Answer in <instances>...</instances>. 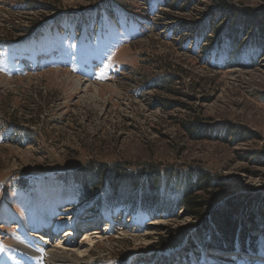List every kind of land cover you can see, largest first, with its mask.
Returning a JSON list of instances; mask_svg holds the SVG:
<instances>
[{
    "label": "rangeland",
    "instance_id": "374dc122",
    "mask_svg": "<svg viewBox=\"0 0 264 264\" xmlns=\"http://www.w3.org/2000/svg\"><path fill=\"white\" fill-rule=\"evenodd\" d=\"M119 1L130 10L117 0H0V51L15 47L10 60L0 53V264H25L28 241L57 253L30 257L33 264H61L62 257L67 264H148L140 256L150 253L162 264H233L210 254L171 261L180 249L156 248L171 231L196 224L173 205L177 182L159 194L169 215L130 216L134 207L115 199L109 232L105 224L93 240L77 233L69 242L70 224L92 226L81 220L106 191L96 173L78 180L93 162L105 173L115 164L136 170L151 163L176 178L198 167L230 197L264 193V46L233 51L226 40L217 43L219 32L246 17L257 35L264 0H197L184 12L157 0ZM174 72L182 79L170 86L177 95L154 82ZM191 123L201 124L197 137L187 133ZM262 196L246 230L259 238ZM49 220L64 230L56 243L26 236L48 229Z\"/></svg>",
    "mask_w": 264,
    "mask_h": 264
},
{
    "label": "trees",
    "instance_id": "16d2710c",
    "mask_svg": "<svg viewBox=\"0 0 264 264\" xmlns=\"http://www.w3.org/2000/svg\"><path fill=\"white\" fill-rule=\"evenodd\" d=\"M166 1L167 0H157L160 4H166L167 7L170 6L171 11L181 10L182 12L188 11L189 7L197 2V0H176L175 4H171L170 0L168 2ZM117 2L119 5L121 4L119 0H117ZM214 4L217 6L219 2L215 1ZM122 6L128 7L126 5ZM143 6H145L144 3ZM160 6L162 10L161 14L164 15V19L167 21L168 18H170V14L163 11V5ZM129 8L130 7H128V9ZM246 19L248 21L238 24L237 27L233 28L229 26L222 30V33L219 32L217 34V43L226 40L233 51L252 43L256 48H262L264 46V22L257 20L260 27L254 28V30L257 31L256 35L252 29L248 30V27H250V18L246 17ZM197 28L199 31H205V29H200L201 25H198ZM247 36L249 41L243 42V37ZM238 40L239 42H237ZM130 42L133 41L129 40L128 43ZM215 58L216 57L213 56L212 59L208 60L213 62ZM213 63L215 64V61ZM154 82L159 84V86L167 88L168 92L177 95L179 91L171 89L170 86L174 84L181 85L182 79L180 75L174 72L158 76ZM200 127L201 124L197 126L195 123H191L190 127L187 126L188 135L191 138L197 137L199 134L198 132L202 133V129L201 131L199 129ZM239 133L240 132L237 134ZM86 168L89 170H87V172L85 171L83 175H80L78 180L88 177L92 173H96L99 179L104 177L106 191L102 193L101 200L105 203L104 206L106 208H115L114 206H116V204H112L111 202L115 199H120L126 200V204L130 207L137 208L138 211L141 212H147V210H149L152 213L161 212L169 215L171 211H168L169 209H167L164 199H162L159 194H161L162 189L168 183L173 185L177 182L178 186L181 185L180 192L178 191V194L172 197L174 198V201H172L173 205L175 207L179 206L185 213L189 214V216L195 220L196 224L188 231H171L167 239H162V241L160 240L157 243L156 248L173 246L176 249H180V252H178L175 257H169L171 261H174V258L181 259L182 253H193L195 249H213L219 252H230L235 249L256 251L253 254H258L259 252L257 250H261L259 242L262 240L264 241V237H254L251 232L247 233L246 230L248 229V225L252 223L255 218L252 214L256 208L254 202L261 200L264 194L263 192L261 194H259V192H239L234 193V195L230 197L228 194H225V186L215 185L198 167L188 170L187 173L179 172L180 175L177 178L171 175L172 171L161 169L158 165L151 163L144 164L141 168H137L136 170L115 164L113 167L107 169V173H105L100 164L95 162L91 163ZM86 184L91 185V181L87 180ZM94 196L91 194L85 200H89ZM164 196H166V194H164ZM227 199L231 201L230 208H228L229 211L226 212L228 209H223L224 212H220L217 211V208L214 209L216 203L218 204ZM100 202V200L96 202L97 208L100 206ZM90 210L94 212L92 208ZM233 213L236 214L234 215ZM211 215H213L212 219L210 218ZM236 216H238V221L235 220ZM259 216L258 220L260 221L261 218ZM198 221L199 223L197 224ZM256 226H262L261 222H258ZM140 258H142L140 260H150L152 259L151 253L140 256ZM158 260L160 264L164 262L161 261L163 259Z\"/></svg>",
    "mask_w": 264,
    "mask_h": 264
},
{
    "label": "bare ground",
    "instance_id": "6f19581e",
    "mask_svg": "<svg viewBox=\"0 0 264 264\" xmlns=\"http://www.w3.org/2000/svg\"><path fill=\"white\" fill-rule=\"evenodd\" d=\"M89 211H90V209H89ZM90 212H92V211H90ZM93 213V212H92ZM86 217L87 218H85V221H87V222H91V220L92 219H89L90 217H89V215H86ZM102 219H104V218H102ZM44 224V223H43ZM101 224V223H100ZM28 226V225H27ZM26 226V227H27ZM102 226V225H101ZM80 226H77V227H75V231L76 232H79L80 231ZM99 229H101L102 230V227H100L98 224H96V227H92V229H86L85 231H83V232H85L84 233V238L86 237V234H89L90 236L91 235H95V234H97V233H100L98 230ZM27 231V230H26ZM54 233H56V231H57V228H54ZM63 232V231H62ZM60 233V232H59ZM61 235H62V233H61ZM26 236H29V237H38V235L36 234V233H33V234H31V233H27V235ZM88 237L89 238V241L90 240H93L94 238H96L95 236H93V237ZM91 238V239H90ZM27 241V240H26ZM65 241H67L66 239L64 240V241H62L61 240V242H65ZM21 242H22V240H21ZM54 242L56 243V239L55 240H53V244H54ZM59 241H57V243H58ZM52 243H49V246H51V244ZM80 244V243H79ZM76 246L74 247V248H76L77 249V251H79V252H81V250H79V248H78V242H77V244H75ZM53 246V245H52ZM22 248H23V250H24V254H26V256H24V258H23V261H24V263L25 264H33V262L34 261H32V259H30V257H36L37 255H41V254H51L50 256H54V257H57V253L56 252H54V250H47L46 252H43L41 249H38L36 246H34L33 245V243L32 242H25V243H22V246H21ZM54 247H56V246H53V247H50V248H54ZM57 248V247H56ZM86 248V247H85ZM84 249V248H83ZM74 250V249H73ZM61 252V251H60ZM23 253V252H22ZM65 253V252H64ZM209 254V253H208ZM253 254V253H252ZM212 254H210V256H211ZM216 255H218V257H222L221 256V254H216ZM48 256V255H47ZM62 256H63V254H62ZM66 256H68L67 254H66ZM212 256H215V254L214 255H212ZM50 258V257H49ZM53 258V257H52ZM70 258V257H69ZM37 260V259H36ZM50 261V260H49ZM59 260H57V262H58ZM51 262H53V261H51ZM56 262V263H57ZM60 262V261H59ZM61 264H67V263H70L71 262V259L70 260H68V258L67 257H62V259H61ZM76 262V261H75Z\"/></svg>",
    "mask_w": 264,
    "mask_h": 264
},
{
    "label": "water",
    "instance_id": "95a60500",
    "mask_svg": "<svg viewBox=\"0 0 264 264\" xmlns=\"http://www.w3.org/2000/svg\"><path fill=\"white\" fill-rule=\"evenodd\" d=\"M172 248H173V246H172Z\"/></svg>",
    "mask_w": 264,
    "mask_h": 264
}]
</instances>
